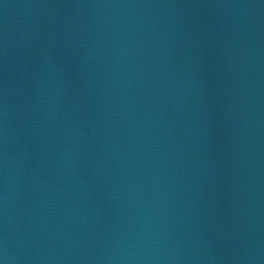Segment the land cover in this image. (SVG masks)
<instances>
[{
  "label": "water",
  "instance_id": "obj_1",
  "mask_svg": "<svg viewBox=\"0 0 264 264\" xmlns=\"http://www.w3.org/2000/svg\"><path fill=\"white\" fill-rule=\"evenodd\" d=\"M74 0H0V264H88Z\"/></svg>",
  "mask_w": 264,
  "mask_h": 264
}]
</instances>
